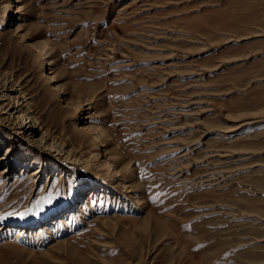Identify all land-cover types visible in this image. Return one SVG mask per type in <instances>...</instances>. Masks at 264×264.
Returning a JSON list of instances; mask_svg holds the SVG:
<instances>
[{
    "label": "rangeland",
    "instance_id": "374dc122",
    "mask_svg": "<svg viewBox=\"0 0 264 264\" xmlns=\"http://www.w3.org/2000/svg\"><path fill=\"white\" fill-rule=\"evenodd\" d=\"M0 88V264H264V0H0Z\"/></svg>",
    "mask_w": 264,
    "mask_h": 264
},
{
    "label": "bare ground",
    "instance_id": "6f19581e",
    "mask_svg": "<svg viewBox=\"0 0 264 264\" xmlns=\"http://www.w3.org/2000/svg\"><path fill=\"white\" fill-rule=\"evenodd\" d=\"M20 14V12L19 11H14V12H12V16L15 14V15H17V14ZM10 17H11V15H10ZM12 18V17H11ZM6 85V84H5ZM16 87H20V86H15V85H12V86H10L9 87V89H8V87L6 88V91H8V92H16V93H18L19 95H23V93H22V91L20 90V92L19 91H17L15 88ZM3 89V88H2ZM0 90H1V88H0ZM2 93H0V95H1ZM2 97H0V99H1ZM22 99H26L25 97H22ZM24 101V100H23ZM21 102V100H17V107L15 108L16 110H19L22 106H24V104H25V102H27V101H25V102ZM18 113L17 114H19V111H17ZM21 129H22V133L20 132L19 134H22V135H25V136H34V135H36L39 131H38V129H36L35 127H31V126H28V125H22V127H21ZM24 136V137H25ZM43 142H45V137L43 136V137H41L39 140H38V144H39V146H41V145H43ZM47 144L45 143L44 144V146L43 147H45ZM44 150H46V148L44 149ZM40 151H42V149L40 150ZM99 162L98 161H96V160H94V159H90V160H88L87 159V161L86 162H84V163H82V165H84L85 167L83 168V169H85L86 170V172H87V174H86V176H84L83 177V182H84V186H83V188L85 187V186H89V184L90 183H92L94 180H93V176H94V173H95V171L97 170V168H100L99 167ZM109 167H107V165H104V166H102L101 165V169L103 170V169H108ZM10 174V171L7 169L5 172H4V174L3 175H6V177L8 176ZM42 174V172L38 169L37 171H36V173H34V175L33 176H35V177H39L40 175ZM85 177L87 178V179H85ZM96 193H97V191H96V187H95V189H94V195L93 196H95L96 195ZM76 209V208H75ZM75 209H73L72 210V212L69 214V216H72L73 218H79L80 217V212L77 214L76 212H75ZM80 211V210H79ZM80 214V215H79ZM61 219V218H60ZM60 222V224H62L63 225V223H62V220H60L59 221ZM58 222V223H59ZM31 223H33V222H31ZM34 223H36V222H34ZM29 227V229L31 228V226H32V224H30L29 223V225H28ZM43 227V226H42ZM41 227V228H42ZM3 230V229H2ZM46 230V229H45ZM44 231V229H42V232ZM23 232V231H22ZM26 233V232H25ZM24 234V233H23ZM23 234H20V235H18V237H20L21 238V236L23 237Z\"/></svg>",
    "mask_w": 264,
    "mask_h": 264
}]
</instances>
